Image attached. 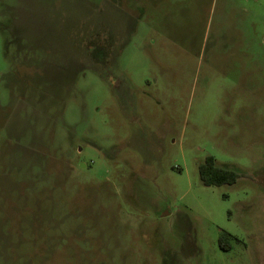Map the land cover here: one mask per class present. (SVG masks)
I'll list each match as a JSON object with an SVG mask.
<instances>
[{"label":"rangeland","instance_id":"rangeland-1","mask_svg":"<svg viewBox=\"0 0 264 264\" xmlns=\"http://www.w3.org/2000/svg\"><path fill=\"white\" fill-rule=\"evenodd\" d=\"M0 264H264V0H0Z\"/></svg>","mask_w":264,"mask_h":264},{"label":"trees","instance_id":"trees-1","mask_svg":"<svg viewBox=\"0 0 264 264\" xmlns=\"http://www.w3.org/2000/svg\"><path fill=\"white\" fill-rule=\"evenodd\" d=\"M198 174L201 182L206 186L232 184L236 181L239 174L232 170L223 168L216 164V160L213 155H207L202 162L198 165ZM225 234L219 236L218 242L222 249H227L223 243Z\"/></svg>","mask_w":264,"mask_h":264}]
</instances>
